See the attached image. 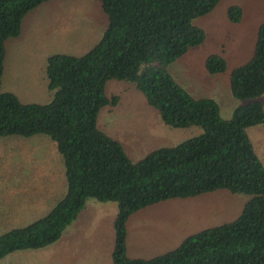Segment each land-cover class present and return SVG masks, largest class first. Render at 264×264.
Returning a JSON list of instances; mask_svg holds the SVG:
<instances>
[{
    "label": "trees",
    "instance_id": "16d2710c",
    "mask_svg": "<svg viewBox=\"0 0 264 264\" xmlns=\"http://www.w3.org/2000/svg\"><path fill=\"white\" fill-rule=\"evenodd\" d=\"M51 0H0V86L5 41L19 35L23 17ZM106 25L82 55L45 59V103H23L0 88V136L46 135L60 155L62 196L38 219L0 233V258L56 241L87 198L115 203L111 264H264V166L246 129L264 124V21L258 24L249 58L228 73L230 95L239 100L228 118L216 102L193 97L167 70L190 48L201 46L203 30L192 24L219 0H96ZM238 23L239 6L225 10ZM216 53L204 59L209 74L225 71ZM132 83L160 121L171 128L195 126L200 133L132 161L120 143L96 125L99 109L114 105L107 80ZM226 189L248 195L231 221L184 237L173 249L150 258H130L126 221L134 212L170 198Z\"/></svg>",
    "mask_w": 264,
    "mask_h": 264
},
{
    "label": "rangeland",
    "instance_id": "374dc122",
    "mask_svg": "<svg viewBox=\"0 0 264 264\" xmlns=\"http://www.w3.org/2000/svg\"><path fill=\"white\" fill-rule=\"evenodd\" d=\"M231 5L242 10L238 23L228 22L225 16L226 8ZM262 21L264 0H219L211 12L192 20L205 34L203 44L190 48L171 62L167 70L191 96L213 99L219 116L228 118L240 103L230 95L228 73L249 58L257 26ZM105 25V16L96 0H51L33 8L23 17L19 35L5 41L1 90L13 93L23 103L49 101L51 91L46 88L45 56L84 54L97 41ZM48 37L58 42L48 49L41 48ZM211 53L223 57L224 72L205 71L204 59ZM104 94L117 96L118 100L99 109L96 125L116 139L132 161L152 149L171 146L200 133L195 126L164 125L132 83L107 80ZM257 99L264 107V94ZM251 129V126L247 129L248 136L264 166V143L255 141V133L249 132ZM52 143L43 134L0 136V203L4 200L1 193L5 194L6 190L25 191L12 198V202L19 203L10 204L16 218L1 223L0 233L43 216L64 193L62 160ZM247 199L246 194L218 189L146 206L126 221V254L130 258H150L169 251L189 234L233 220ZM15 207L18 208L14 210ZM115 211L113 202L87 198L56 241L41 248L8 253L0 258V264H21L20 260L7 262L10 255L17 253L33 255L26 264H86L85 257H90L89 264H111Z\"/></svg>",
    "mask_w": 264,
    "mask_h": 264
},
{
    "label": "crops",
    "instance_id": "0c3cea01",
    "mask_svg": "<svg viewBox=\"0 0 264 264\" xmlns=\"http://www.w3.org/2000/svg\"><path fill=\"white\" fill-rule=\"evenodd\" d=\"M58 41H55V42H53L52 41V38L51 37H48L47 39H46V42H45V44H44V46L43 47H41V48H47L48 49V47H52V45L53 44H55V43H57ZM47 43H49L48 45H46ZM50 49V48H49ZM50 51V50H49ZM41 53V52H40ZM30 55H34V53H31ZM46 55H48V54H46ZM49 56V55H48ZM46 57L47 56H45V59H46ZM251 130L249 131V132H252V133H255V141L256 142H259L260 141V144L261 143H264V137L262 138V139H259V136L258 135H261V134H263L264 135V124H257V125H255V126H251ZM248 129V128H247ZM247 129H246V133H247V135H249L248 134V131H247ZM249 137V136H248ZM249 139H250V141H251V144H253V141H252V139L249 137ZM52 144H54V143H52ZM253 146V145H252ZM6 193L5 194H2L1 193V195H3V198H4V200L3 201H1V203H0V205H2L3 204V208H1L0 207V210L1 211H3V213L1 214L0 213V224L1 223H3V222H9L10 220H12V219H15L16 218V215H14V211H12V208L13 207H11L10 206V204H12V205H14V206H17V205H19V203L18 202H12V198L17 194V196H19V195H21V193L22 192H24L25 193V191H23V190H19V191H13V192H11V191H9L8 192V190H6L5 191ZM6 197V198H5ZM29 203V202H28ZM27 203V204H28ZM30 204L31 205H33V203L32 202H30ZM39 205V204H38ZM18 207H15V209L14 210H16ZM40 208V207H39ZM49 209V208H48ZM115 214V213H114ZM13 228H15V227H13ZM11 229V228H10ZM112 232H113V229H112ZM112 246H113V240H112ZM14 252V251H13ZM11 253V252H10ZM9 253V254H10ZM9 254H7L6 256H8ZM26 256H22L21 254H19V253H17V254H14V255H10L9 257H8V263H10V260L11 261H19L20 260V262H21V264H26V261H27V259H29V258H31L33 255L32 254H30V253H24ZM32 255V256H31ZM25 259V260H24ZM88 260H90V257H85V263L87 264H89V262H88ZM30 264H33L32 262L30 263Z\"/></svg>",
    "mask_w": 264,
    "mask_h": 264
}]
</instances>
